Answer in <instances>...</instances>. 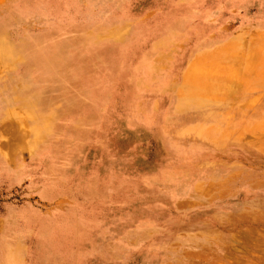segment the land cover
I'll return each instance as SVG.
<instances>
[{
  "label": "rangeland",
  "instance_id": "374dc122",
  "mask_svg": "<svg viewBox=\"0 0 264 264\" xmlns=\"http://www.w3.org/2000/svg\"><path fill=\"white\" fill-rule=\"evenodd\" d=\"M263 37L264 0H0V242L19 206V264H264Z\"/></svg>",
  "mask_w": 264,
  "mask_h": 264
},
{
  "label": "crops",
  "instance_id": "0c3cea01",
  "mask_svg": "<svg viewBox=\"0 0 264 264\" xmlns=\"http://www.w3.org/2000/svg\"><path fill=\"white\" fill-rule=\"evenodd\" d=\"M15 215L17 219L13 223L8 224L4 232V234L9 233L14 236L15 244H11V241H14V239L7 242H0V251L2 253L0 264H19V206L15 210ZM3 239L6 241L5 237Z\"/></svg>",
  "mask_w": 264,
  "mask_h": 264
},
{
  "label": "bare ground",
  "instance_id": "6f19581e",
  "mask_svg": "<svg viewBox=\"0 0 264 264\" xmlns=\"http://www.w3.org/2000/svg\"><path fill=\"white\" fill-rule=\"evenodd\" d=\"M261 37H262V36H261ZM263 38H264V37H263ZM259 39H260V37H259ZM232 40H233V39H232ZM236 42H240V41H237V40H236ZM259 42H260V41H259ZM234 43H235V42H234ZM234 43L231 42V44H234ZM237 44H238V43H237ZM237 47H238V46H237ZM228 48H229V47H228ZM233 49H235V48L233 47ZM225 51H226V50L224 49V52H225ZM226 52H227V51H226ZM226 52H225V53H226ZM228 53H229V52H228ZM210 54H211V53H210ZM195 65H196V64H195ZM196 66H197V65H196ZM196 66H195V67H196ZM188 67H189V66H188ZM263 68H264V67H263ZM263 68H262V69H263ZM188 70H191V69H188ZM263 71H264V69H263ZM209 72H210V71H209ZM186 73H187V72H186ZM189 73H191V71H190ZM193 73H194V72H193ZM191 74H192V73H191ZM213 74H214V73H213ZM246 74H247V73H246ZM259 75H260V74H259ZM185 77H186V76H185ZM244 77H245V76H244ZM263 77H264V76H263ZM238 78H239V77H238ZM185 79H186V78H185ZM232 79H233V78H232ZM208 80H209V79H208ZM191 81H192V79L189 78L188 80H186V81L183 83V86H182L183 92H185L186 90H187V91H191V90H193V89L190 90V89L187 88V87H188V84H190ZM216 81H217V80H216ZM258 81H260V79H259ZM214 82H215V81H214ZM214 82H213V83H214ZM260 82H261V81H260ZM193 83H194V82H193ZM196 83H197V82H196ZM213 83H212V84H213ZM217 83H218V82H217ZM219 83H220V82H219ZM224 83H225V82H224ZM235 83H236V82H235ZM197 84H198V83H197ZM215 84H216V83L213 84L214 87H216ZM220 84H221V83H220ZM206 85H207V84H206ZM213 85H212V87H213ZM218 86H219V84H218ZM218 86H217V89L219 88ZM220 87H221V86H220ZM240 88H241V87H240ZM202 89H203V88H202ZM179 90H180V89H179ZM194 90H195V91H191V92H190L191 94L188 93V99L191 100L190 98H195L196 100H195V99H193V100H194L196 103H198V105H199V104H200L199 102H201V101H203V100H201V99L199 98L198 92H199V93H204L205 91H199V88H197V89L195 88ZM203 90H204V89H203ZM212 90H213V89H212ZM179 93H180L179 96L181 95V97H182V98H181V99H182L181 102L183 103L184 99H187V95H186V97H183V96H182L183 93H181V92H179ZM185 94H186V93H185ZM198 98H199V100H198ZM193 100H191V101H193ZM188 102H189L188 100H185L184 103H183L184 106H185L186 104H189ZM181 105H182V104H181ZM181 105H180V106H181ZM198 105H197V106H198ZM180 108H181V107H178V105H177L176 110H178V112H179ZM260 123H261V122H260ZM185 128H186V127H185ZM177 136H178V135H177ZM179 136H181V135H179Z\"/></svg>",
  "mask_w": 264,
  "mask_h": 264
}]
</instances>
